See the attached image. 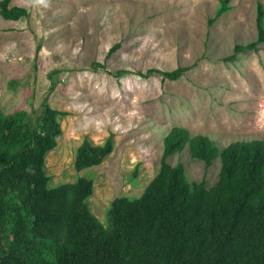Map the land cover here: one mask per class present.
<instances>
[{"label":"rangeland","instance_id":"1","mask_svg":"<svg viewBox=\"0 0 264 264\" xmlns=\"http://www.w3.org/2000/svg\"><path fill=\"white\" fill-rule=\"evenodd\" d=\"M221 3L12 0L29 18L0 17V112L37 118L47 102L62 114L63 134L47 155L51 187L91 179L89 207L105 227L116 199L142 197L157 177L174 127L220 150L264 138V44L235 53L257 43L264 0H231L217 18ZM179 69L178 81L162 74ZM109 140L113 153L78 172L84 142ZM168 163L182 164L190 183L219 182L220 159L208 167L190 147Z\"/></svg>","mask_w":264,"mask_h":264},{"label":"trees","instance_id":"2","mask_svg":"<svg viewBox=\"0 0 264 264\" xmlns=\"http://www.w3.org/2000/svg\"><path fill=\"white\" fill-rule=\"evenodd\" d=\"M230 2L222 0L217 18L230 12ZM11 3L0 2V17L29 18ZM257 28V43L236 47L237 55L264 44L263 5ZM183 72L162 74L178 81ZM46 103L37 118L0 112V264H264V138L220 150L208 137L174 127L157 177L142 197L116 199L105 227L89 207L91 179L51 187L47 155L63 134L62 114ZM187 147L208 167L220 159L216 186L190 183L182 164L168 163ZM113 151L111 140L99 148L85 141L77 171L101 165Z\"/></svg>","mask_w":264,"mask_h":264}]
</instances>
